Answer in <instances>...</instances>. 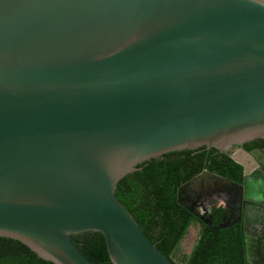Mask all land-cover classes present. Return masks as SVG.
<instances>
[{"label":"water","instance_id":"1","mask_svg":"<svg viewBox=\"0 0 264 264\" xmlns=\"http://www.w3.org/2000/svg\"><path fill=\"white\" fill-rule=\"evenodd\" d=\"M258 139L264 0H0V236L38 258L99 264L71 238L92 231L110 264H175L119 201L120 180ZM230 155L240 183L203 170L178 203L192 212L199 185L264 206V165ZM241 232L244 264H264V233Z\"/></svg>","mask_w":264,"mask_h":264},{"label":"trees","instance_id":"2","mask_svg":"<svg viewBox=\"0 0 264 264\" xmlns=\"http://www.w3.org/2000/svg\"><path fill=\"white\" fill-rule=\"evenodd\" d=\"M259 140L244 143L248 149ZM221 175L240 183L243 166L229 152L214 148L185 155L139 171L120 180L117 194L157 249L175 264H244L240 223L223 225V204L214 206L210 223L200 230L190 253L181 242L198 219L177 201V189L201 171ZM79 250L91 261L110 264L106 243L99 232L71 235ZM0 264H51L18 240L0 236Z\"/></svg>","mask_w":264,"mask_h":264},{"label":"flooded vegetation","instance_id":"3","mask_svg":"<svg viewBox=\"0 0 264 264\" xmlns=\"http://www.w3.org/2000/svg\"><path fill=\"white\" fill-rule=\"evenodd\" d=\"M258 140V143L253 144L248 149L244 148V144L233 146L229 153H238L241 157H244L243 160L249 170L257 168L262 164L264 165V156L261 154H264V139ZM246 152L253 157L254 161L247 158L245 155ZM194 187L195 188L191 190L193 193L183 202L189 207L192 206V213L198 219V221L190 226L196 227L197 234L200 230V222L210 223L211 215L209 216L208 214L214 206L219 204H223L226 209L222 216L223 225L240 223L252 238L264 233V206L248 201H241L240 199L237 200L233 198V196L224 193L210 195H207L208 193H203L199 195L200 186L195 185ZM253 244L255 243L253 242Z\"/></svg>","mask_w":264,"mask_h":264},{"label":"rangeland","instance_id":"4","mask_svg":"<svg viewBox=\"0 0 264 264\" xmlns=\"http://www.w3.org/2000/svg\"><path fill=\"white\" fill-rule=\"evenodd\" d=\"M197 235L196 227H190L188 233L185 235L181 242V248L183 251L187 252L191 247L192 243L195 241Z\"/></svg>","mask_w":264,"mask_h":264}]
</instances>
